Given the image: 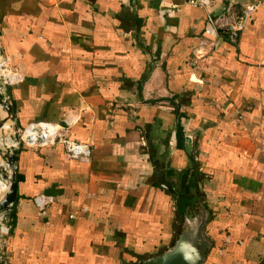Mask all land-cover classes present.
<instances>
[{
  "label": "crops",
  "instance_id": "0c3cea01",
  "mask_svg": "<svg viewBox=\"0 0 264 264\" xmlns=\"http://www.w3.org/2000/svg\"><path fill=\"white\" fill-rule=\"evenodd\" d=\"M187 1L0 0L19 129L73 117L69 137L91 148L88 162L61 143L17 150L0 264L136 262L203 209L204 264H264V0ZM250 3L234 37L208 22Z\"/></svg>",
  "mask_w": 264,
  "mask_h": 264
},
{
  "label": "built area",
  "instance_id": "2783aa9c",
  "mask_svg": "<svg viewBox=\"0 0 264 264\" xmlns=\"http://www.w3.org/2000/svg\"><path fill=\"white\" fill-rule=\"evenodd\" d=\"M216 0H188L192 6H199L201 8L210 7ZM256 8L255 3H250L240 14L229 15L224 22H221V18L214 19L210 13H208V22L213 24L219 33H228L231 36H236L244 29L247 18L250 13ZM226 16H222L223 18ZM215 45L214 41L203 40L194 50V60L190 65H196L198 59L210 52ZM21 81L20 74L15 70L8 67L4 61L0 63V92L4 95L5 99L9 101L7 93L8 86L14 85ZM74 118L65 117L61 123H51L45 121L30 122L25 127L19 130V139L14 141V147H26V148H38L43 146L52 145L55 143H61L64 147V155L67 159H77L83 162H88L91 156V148L88 143H83L71 139L68 135V129L72 125ZM53 201V198L48 195H36L33 198V202L36 205L38 212L44 214L47 207ZM13 205V204H12ZM11 205V206H12ZM0 261L2 260V238L9 233L10 226L6 222L8 214L3 217L0 216Z\"/></svg>",
  "mask_w": 264,
  "mask_h": 264
},
{
  "label": "water",
  "instance_id": "95a60500",
  "mask_svg": "<svg viewBox=\"0 0 264 264\" xmlns=\"http://www.w3.org/2000/svg\"><path fill=\"white\" fill-rule=\"evenodd\" d=\"M4 61V55L0 48V63ZM0 107L5 113L0 118V132L3 125L9 121L10 126L14 130L13 141L19 139V127L15 119L14 109L10 101L5 99L0 92ZM18 148L13 145L0 146V157L5 161L7 166L11 168L10 182L5 193L0 198V216L5 217L10 211L11 205L16 200L17 181L15 178V163L17 160ZM1 165V163H0ZM161 185L169 188L161 176L159 179ZM207 221L206 213L203 210L194 215L191 220L185 222V226L175 239V241L166 250L145 259H138L136 262L128 264H204L206 254L211 248V242L204 235V226ZM1 252V247H0Z\"/></svg>",
  "mask_w": 264,
  "mask_h": 264
},
{
  "label": "rangeland",
  "instance_id": "374dc122",
  "mask_svg": "<svg viewBox=\"0 0 264 264\" xmlns=\"http://www.w3.org/2000/svg\"><path fill=\"white\" fill-rule=\"evenodd\" d=\"M4 116H5V113L2 111V109L0 107V118L1 117H4ZM7 122L10 123L9 121H7ZM4 135H5L4 131L0 132V138H2ZM10 136L13 139L14 130H13L12 126H11V130H10ZM3 145H4V142H3V144L0 143V146L1 147ZM0 163H1V165H0V178H1L2 182L9 184V182H10V175H11V168L9 166H7V164L5 163V161L1 157H0Z\"/></svg>",
  "mask_w": 264,
  "mask_h": 264
},
{
  "label": "bare ground",
  "instance_id": "6f19581e",
  "mask_svg": "<svg viewBox=\"0 0 264 264\" xmlns=\"http://www.w3.org/2000/svg\"><path fill=\"white\" fill-rule=\"evenodd\" d=\"M10 130H11V126L8 122H6L2 127V131H4L5 135L2 138H0V143L3 144V142H4L5 145H14V141H13L12 137L10 136ZM2 185H3V183L0 180V188L2 187ZM7 185H8V183H7ZM0 219H1V217H0Z\"/></svg>",
  "mask_w": 264,
  "mask_h": 264
},
{
  "label": "trees",
  "instance_id": "16d2710c",
  "mask_svg": "<svg viewBox=\"0 0 264 264\" xmlns=\"http://www.w3.org/2000/svg\"><path fill=\"white\" fill-rule=\"evenodd\" d=\"M180 128H179V139H182V133L180 132Z\"/></svg>",
  "mask_w": 264,
  "mask_h": 264
}]
</instances>
